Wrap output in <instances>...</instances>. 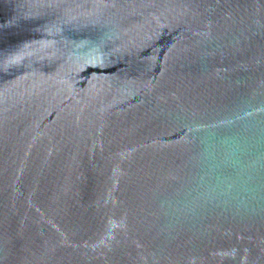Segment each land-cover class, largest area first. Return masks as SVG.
<instances>
[{
    "label": "water",
    "instance_id": "95a60500",
    "mask_svg": "<svg viewBox=\"0 0 264 264\" xmlns=\"http://www.w3.org/2000/svg\"><path fill=\"white\" fill-rule=\"evenodd\" d=\"M0 264H264V0H0Z\"/></svg>",
    "mask_w": 264,
    "mask_h": 264
}]
</instances>
